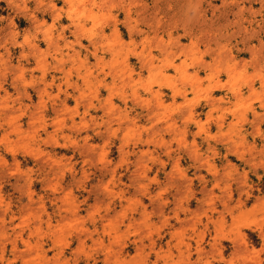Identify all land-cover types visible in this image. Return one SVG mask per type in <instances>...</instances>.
<instances>
[{
	"label": "rangeland",
	"instance_id": "374dc122",
	"mask_svg": "<svg viewBox=\"0 0 264 264\" xmlns=\"http://www.w3.org/2000/svg\"><path fill=\"white\" fill-rule=\"evenodd\" d=\"M0 264H264V0H0Z\"/></svg>",
	"mask_w": 264,
	"mask_h": 264
},
{
	"label": "bare ground",
	"instance_id": "6f19581e",
	"mask_svg": "<svg viewBox=\"0 0 264 264\" xmlns=\"http://www.w3.org/2000/svg\"><path fill=\"white\" fill-rule=\"evenodd\" d=\"M51 42H52V40H51ZM164 47V46H163ZM95 54V53H94ZM96 55H97V53H96ZM94 56V55H93ZM96 57V56H95ZM88 58V57H87ZM78 87V86H77ZM66 105V104H65ZM34 115V114H33Z\"/></svg>",
	"mask_w": 264,
	"mask_h": 264
}]
</instances>
